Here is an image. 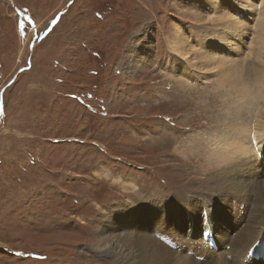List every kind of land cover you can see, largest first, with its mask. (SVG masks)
Wrapping results in <instances>:
<instances>
[{"label":"rangeland","instance_id":"rangeland-1","mask_svg":"<svg viewBox=\"0 0 264 264\" xmlns=\"http://www.w3.org/2000/svg\"><path fill=\"white\" fill-rule=\"evenodd\" d=\"M188 1L196 8L0 0V264H121L97 251L118 209L226 184L215 146L239 126L235 101L245 90L221 81L220 68L196 66L206 42L219 44L211 35L220 24L195 13L206 0ZM251 1L249 35L228 60L263 51L254 16L264 15V0ZM177 38L182 50L193 45V60L175 51ZM160 223L159 235L172 230V220Z\"/></svg>","mask_w":264,"mask_h":264},{"label":"bare ground","instance_id":"bare-ground-1","mask_svg":"<svg viewBox=\"0 0 264 264\" xmlns=\"http://www.w3.org/2000/svg\"><path fill=\"white\" fill-rule=\"evenodd\" d=\"M225 1H229V6H234V9L232 12L226 11L220 22L217 17ZM185 4L190 5L191 1L185 0ZM235 4L240 14L236 12ZM252 4L251 0H206L195 12L199 16L205 13L216 24H220L214 35H211L219 44L206 42V50L196 66H209L215 71L220 68V77L223 75L221 81L230 80L232 86L245 90V98L235 101L237 110H241L239 126L228 134L226 132L227 135L219 138L215 146L218 148L217 153L220 150L222 154L219 153L221 158H218V162L216 159V162L225 164L226 170L229 169V173L224 168L222 170L226 184L213 185L216 187L213 189H217L215 193L204 191V194L177 198L176 192L172 199L155 200L154 203L131 201V205L118 209L114 216L109 217L106 224L112 227V234L101 236L98 242L97 251L101 257L115 258L121 264H168V252L172 250L171 264H240V261L249 257L252 244L263 234L264 165L259 159L264 158V105L260 108L264 100V44L261 45L264 43V15L256 12L257 16H254V26L260 38L258 45L263 49L262 52H259L257 45L256 53L250 51L251 56L240 60H228L232 56H227L226 52L231 48L239 49L243 37L249 35L247 18L255 12ZM191 8H196V4H191ZM222 22H226L224 27H221ZM182 43L178 40L171 45L183 58L186 56L193 60L195 56L192 55L196 52L191 50L193 45L186 42L188 47L182 50L186 46ZM146 46H151L150 41ZM132 48L136 50L138 46ZM257 56L259 61L249 62L251 57L255 59ZM130 59L133 61L134 56ZM261 78L262 87L257 90L256 85ZM250 94L252 97L249 98ZM247 181H250V185L246 184ZM249 192H256L255 196ZM233 199L242 202L244 207L246 205L245 214L242 212L244 208L240 210V207L233 206ZM243 216H249V219ZM163 220H172V230L159 235L164 230L160 223ZM216 247L225 249L219 251Z\"/></svg>","mask_w":264,"mask_h":264},{"label":"snow or ice","instance_id":"snow-or-ice-1","mask_svg":"<svg viewBox=\"0 0 264 264\" xmlns=\"http://www.w3.org/2000/svg\"><path fill=\"white\" fill-rule=\"evenodd\" d=\"M21 31H23V20L20 21Z\"/></svg>","mask_w":264,"mask_h":264}]
</instances>
